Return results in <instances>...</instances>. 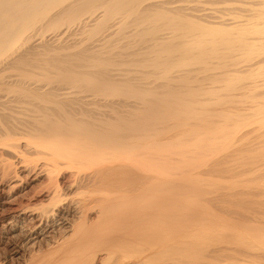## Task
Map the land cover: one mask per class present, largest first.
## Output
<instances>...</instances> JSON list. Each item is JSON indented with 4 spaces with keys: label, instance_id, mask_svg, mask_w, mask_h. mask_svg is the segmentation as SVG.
Returning <instances> with one entry per match:
<instances>
[{
    "label": "bare ground",
    "instance_id": "obj_1",
    "mask_svg": "<svg viewBox=\"0 0 264 264\" xmlns=\"http://www.w3.org/2000/svg\"><path fill=\"white\" fill-rule=\"evenodd\" d=\"M147 1L152 0H0V142H6L15 156L20 151L17 133L30 122H24L25 112L29 113L25 106L26 111L19 107L26 118L19 116L25 119L11 107L6 109L10 99L39 100L43 107L59 111L66 106L79 110L99 101L112 108L114 112H109L118 114L114 118L119 120L110 122L107 115L95 124L85 112L90 106L75 115L66 112L64 120L60 118L63 122L59 114L54 119L59 112L54 109L55 116H49V111L41 120L32 119L26 129L33 134L25 130L24 136H30L35 150L48 152L42 155L53 175L71 168L76 185L80 181L81 186L76 199L67 200L55 182L48 207L31 210L18 203L14 208L18 215L10 217L0 234L19 230L26 240L40 244L49 237L51 218L73 212L62 207L69 202L79 221L62 214L58 222L62 238L48 248H38L29 258L21 256L19 264H264V217L260 216L264 215L259 214L264 206L239 208L258 197L250 195L258 186L246 174L264 173V0L221 1L225 5L219 0H153L145 11L146 15L153 11L147 16L153 22H138L142 33L126 34L136 38L134 47L117 50L130 40L124 34L123 41L118 37L120 45L113 43L126 27L124 18H143L142 5ZM207 2L226 9L219 7L222 11L209 15L212 4L202 9ZM169 6H175L174 13ZM101 7L103 12L98 11ZM95 13L100 17L96 16L94 28L80 31L79 26L90 24ZM118 14L127 16L120 15L124 18L118 23ZM166 28L169 33L162 34ZM145 44H150L151 56L146 52V60H138V69L128 65L130 69L124 70L129 67L117 64L132 61L138 56L137 48ZM150 69L152 73L145 72ZM134 79L155 84L154 91L158 85L161 91L136 86ZM99 108L98 115L102 110L107 113ZM120 108L128 113L121 115ZM125 115L135 123L127 122ZM8 162L2 163L5 168L0 173L10 179L15 165ZM232 162L242 168V180L252 183H247L252 186L247 195L243 193L247 184L241 179V185H246L242 195L227 185L224 188L231 193L212 187L221 183L219 179L213 183L216 177L237 171L228 170ZM234 179L230 186L240 188ZM263 196L257 202L264 201ZM223 202L238 208H227ZM25 213L31 218L23 217Z\"/></svg>",
    "mask_w": 264,
    "mask_h": 264
},
{
    "label": "rangeland",
    "instance_id": "obj_2",
    "mask_svg": "<svg viewBox=\"0 0 264 264\" xmlns=\"http://www.w3.org/2000/svg\"><path fill=\"white\" fill-rule=\"evenodd\" d=\"M150 1V0H149ZM221 1L223 2V0H219L218 2L219 3H221ZM225 1V0H224ZM227 1V0H226ZM247 1V0H246ZM249 1H251V0H249ZM248 1V2H249ZM254 1V0H253ZM155 2V1H154ZM153 2V0L152 1H150V2H145V4H143L142 5V7L144 8L145 7V10L143 9V11L141 10V12L142 13H144V14H142L144 17L142 18H140V16H139V18L138 17H136V16H138V15H136L135 17H134V15H132L133 17H132V19L131 18H129V16H128V19L126 20V18H124V17H126L125 16V14H120V15H122V16H124V17H121L119 14V18H117L116 19V17H118V15H115V19H116V22H121L122 20H119L120 18H124L125 19V21H124V19H123V23H126V27H125V29L124 30H122L121 32H123V33H121V35L118 33V34H116L115 36H114V40H115V38L117 37H119V38H122V41L124 40V37H125V40L127 39V38H132L131 36L133 35V36H135V33H134V31H137V34H141L142 33V27H139L140 25L139 24H141L140 22H142V20H144L145 22H144V24H147V23H152L153 22V20H151V19H147V16H148V18H150V15H148V14H150V12H153V11H150V10H148L147 12H148V14L146 15L145 13V11H146V7L150 4H153L154 3ZM254 2H256V1H254ZM148 3V4H147ZM212 3H210L209 4V2H207V4L205 3V4H203V7H202V9H204V7H205V5H207V6H211L212 7V5H213V8H210L209 7V9H207V7H205L208 11L207 12H209L211 9H213L212 11H210L208 14L210 15V13H212V12H214V11H222L223 10V6L225 5L224 3H221V4H224L223 6H219L220 8L222 7V10L218 7V5H221V4H218V5H216L217 4V2L216 3H214V4H212ZM147 5V6H146ZM149 5V6H150ZM227 6V5H226ZM174 7L175 6H169V8H170V11H172L173 13L175 12V10H174ZM218 7V8H217ZM148 8V7H147ZM168 8V9H169ZM217 8V9H216ZM229 8V7H228ZM172 9V10H171ZM205 9V10H206ZM226 9V7L224 6V10ZM101 11L102 10V12L104 11V9L101 7V8H99L98 9V11ZM223 10V11H224ZM97 11V12H98ZM102 12H98L100 15H102L103 13ZM141 12H139L138 14H141ZM205 13L204 14H206L207 12L206 11H204ZM155 13V12H154ZM192 13V12H191ZM153 13H151V15H152ZM201 14V16L203 17V18H207L206 16H204V14H203V12L201 13H198V12H195V15L196 16H199V15ZM207 14V15H208ZM95 16H94V19H93V21H91L90 22V24L89 23H85V22H83L81 25H83V26H79V27H81L80 28V31H82L83 29L84 30H91L90 29V26L92 25L93 26V28H94V26H95V19H97L98 17H100V16H98V14H94ZM141 15V16H142ZM88 16V15H87ZM96 16H98V17H96ZM86 17V16H85ZM96 17V18H95ZM131 17V16H130ZM200 17V16H199ZM134 18H136V19H134ZM144 18H146V20L144 19ZM149 20H151V21H149ZM130 23V25H132V28L129 26V27H127L128 25H129V23ZM138 22H139V24H138ZM164 22V21H163ZM229 23L230 24V21H226V23ZM231 22H233V21H231ZM92 23V24H91ZM134 23V24H133ZM137 23V24H136ZM143 23V22H142ZM162 23V22H161ZM225 23V24H226ZM229 24H227V25H229ZM231 24H234V22L233 23H231ZM243 24H245V23H240V25H243ZM85 25H86V27H88V28H86L85 27ZM88 25V26H87ZM139 27L138 29L139 30H137V26ZM148 25V24H147ZM237 25V24H236ZM92 26H91V28H92ZM134 26H136V27H134ZM234 26V25H233ZM83 27V28H82ZM232 27V26H231ZM141 28V29H140ZM78 29V28H77ZM130 29V30H129ZM170 29H172V28H170ZM169 29V30H170ZM126 30V31H125ZM131 31H133L132 33V35H131ZM141 31V32H140ZM168 31V28H166V29H164L163 31H162V34H164V33H166ZM170 32H171V30H170ZM130 34L131 36L130 37H128L126 34ZM167 33H169V32H167ZM166 33V34H167ZM124 34L127 36H124ZM136 34V35H137ZM84 37L86 36L85 34L83 35ZM124 36V37H123ZM116 39L115 41L116 42H113L114 44H115V47H116V43H117V46L118 45H120L119 44V42H118V40L120 41V39ZM135 38V37H134ZM134 38L130 41V40H127V42H123V43H121V47L119 46V47H116L117 48V50H130V47H134L133 46V43H132V41L134 42L135 40H136V38H135V40H134ZM138 39V38H137ZM121 42V41H120ZM131 42V43H130ZM114 44H113V46H114ZM122 44H124L125 46L124 47H126V48H124L123 46H122ZM131 44V45H130ZM127 45V46H126ZM144 46H146V47H144ZM150 46V44H148V45H142L140 48H137V49H139V50H136V48H134V51L136 50V52L138 53V56L137 55H135V56H137V58H135V59H133V57H135V56H133L132 57V61H128V63H127V65H126V63H117V64H119V65H121V64H123V65H121L122 67H124V68H126V66H128V65H131V69H138V66H140V65H137V64H139L140 62H138V60L140 61L142 58H143V60H146L144 57L145 56H147V55H145V53L147 52V54H148V47ZM142 48V49H141ZM133 51V50H132ZM145 51V52H144ZM141 53V54H140ZM140 55H141V58H140ZM151 55L150 54H148V56L147 57H150ZM146 57V58H147ZM140 58V59H139ZM149 59V58H148ZM119 59H117V61H118ZM130 62V63H129ZM132 62H135L133 65L131 64ZM152 63V62H151ZM150 63V64H151ZM135 65H137V66H135ZM142 65V64H141ZM149 65V64H148ZM120 66V69L122 68ZM133 66V67H132ZM129 67V66H128ZM150 67L152 68V64L150 65ZM149 66L147 67V69L148 68H150ZM118 69H119V66L117 67ZM130 69V67L129 68H126V69H124V70H129ZM140 69V68H139ZM145 72H150V73H152L153 72V70L152 69H150V70H148V71H146L145 70ZM169 72V71H168ZM167 73V72H166ZM135 80V79H134ZM133 80V82H134V84H136V86H143V87H145V88H147V89H153L152 91H154L155 90V87H153V86H156L155 84H145L143 81H140V80H135L134 81ZM136 82V83H135ZM201 83H203V85L205 84V82H201L200 81V84ZM138 84V85H137ZM140 86V87H141ZM161 87L160 86H158L157 85V88H156V90L157 91H154V92H159V91H161V89H160ZM162 88H165V87H162ZM166 89H169V88H165L164 90L166 91ZM168 91V90H167ZM160 93V92H159ZM11 100V101H10ZM8 102H6V103H10L9 105L10 106H8L7 104H5L6 106H4V107H6V109L8 110V111H10L11 109H13V110H11L12 112L14 111L15 112V114L16 113H18L19 112V114H16V115H20V113H21V115L23 116L24 115V117L26 118V115H28V119L26 118V120H24V122H26L27 120H29L30 122H28L27 121V123H24L23 125H26L27 127L26 128H28V126H30V128H31V122H32V119H34V120H41V119H43L44 118V114H46V116H48L50 113H49V111L51 112V114L49 115V116H51V115H54V114H52V113H55L56 111H59V110H56V108L54 109L53 107L51 108V107H49V108H45V107H43L41 104H38V103H40L39 102V100L37 101L38 103H36V101L34 102V101H32L31 102V100H23V101H21V103H20V100H17V99H15L17 102H13L12 100H14V99H10ZM14 100V101H15ZM24 101H26L25 103H26V105H23V103H24ZM30 101V102H29ZM15 104L16 103V105H13V104ZM18 103V104H17ZM21 105H20V104ZM28 103H32V104H30L31 106L30 107H28L27 108V104ZM36 103V104H35ZM96 103L98 104L99 103V101L97 102L96 101ZM97 104H93V105H85L86 107L85 108H88L89 106L90 107H94V105H97ZM103 105H105V104H102L101 105V102L99 103V105H97V108H99V107H101V109H104V107H103ZM15 106V107H14ZM23 106H25V108H26V110H27V112H29L28 114L25 112V114H24V112L23 111H21V110H19V107H21L20 109H22V110H24V111H26L25 109H24V107ZM29 106V105H28ZM32 106L33 107H35V110H33L34 108H32ZM41 107L42 109H46L45 111H44V113L42 112V109L40 110V108L38 109V107ZM80 106V105H79ZM10 108V110H9V108ZM16 107H18V108H16ZM67 107L69 108V112H68V110H66L67 109ZM77 107H78V105H77ZM81 107V106H80ZM79 107V108H80ZM96 107V106H95ZM103 107V108H102ZM107 106L105 105V108H106ZM51 108V109H50ZM72 107H70V106H66V108H64L63 110H60L57 114L55 113V117H54V119L55 120H57L58 118L60 119V118H63L62 120H64V115H65V113L68 115V114H73V115H75L77 112H81L82 110L83 111H85L86 109L83 107V108H80L79 110H81V111H79L78 109H76V106H74V109L72 108ZM92 108L90 109V108H88L89 110H91V111H88V109L85 111L86 113H88L87 114V116L89 115V116H92L93 117V119L95 120V121H93V122H96L95 124H97V122L98 121H96V120H99V121H102L101 119L103 118H105V116H109L110 118H108V116H107V118L109 119V121L111 122L112 120H110V119H113L114 118V116L115 115H117L118 116V114H116L115 113V115H114V113L113 114H111L112 112H114L113 110H112V108H106V109H104L105 111L104 112H109V111H111L112 110V112L110 113V115L109 114H104L103 113V110L101 111L102 113V116L101 115H98V114H100V111H98V109L97 108H95V109H97V110H95L94 108V110H92ZM127 109L128 108H130V107H126ZM55 110V112H54V110ZM76 109V110H75ZM100 109V108H99ZM100 109V110H101ZM108 109H111V110H108ZM121 109V110H120ZM120 109H118V112L119 111H121V112H119V113H121V115L123 114V113H125V114H127L128 112L127 111H132L133 109L132 108H130V110H124V111H126V112H123V110H122V108H120ZM123 109H125V108H123ZM71 110H74L75 112H70ZM53 111V112H52ZM97 111H98V113H97ZM115 111H117V110H115ZM63 114H62V113ZM92 113V115H90L91 113ZM62 114V116H61V114ZM30 114V115H29ZM36 115V114H38V117H37V115H36V117L34 116V115ZM58 114H59V116L60 117H58ZM97 116V117H95V115ZM103 114H104V117H103ZM113 115V116H112ZM130 115H131V113H130ZM130 115H125V117L127 116L128 118H129V116ZM22 116H19L20 118H22ZM66 116V115H65ZM87 116H84V118L86 119V121H87V119L89 118V117H87ZM100 116V117H99ZM123 116H124V114H123ZM134 117L135 118V116L134 115H131L130 117ZM22 118V119H25V118ZM35 117V118H34ZM41 117V118H40ZM56 117H58L57 119H56ZM126 117V118H127ZM50 118V117H49ZM52 118V117H51ZM106 118V119H107ZM127 118V119H128ZM103 120V121H106L107 122V120ZM118 120V117H115L113 120H114V122L113 123H115V120ZM33 120V121H34ZM61 119H60V121L61 122H63ZM117 120H116V122H117ZM135 121H137L136 120V118L134 119ZM133 119H131V118H129V120H127V122L128 121H130L131 123L132 122H134L135 123V121H134ZM118 122H119V120H118ZM29 123V124H28ZM31 123V124H30ZM99 123V122H98ZM101 123V122H100ZM99 123V124H100ZM25 126H23V128H24ZM24 129V131L22 132V130H21V132H20V134L22 135H20L19 133H17V138H16V142L17 143H19L17 146L19 147V150L21 151H19L20 152V155H19V152L18 153H16L15 154V156H14V153L13 152H11V151H9L8 150V148L5 146L6 144L4 143V144H2L3 142H0V172H2V171H4V166L6 165V163H5V161H9V162H11V163H13V161H14V163H13V165H15V167L14 168H12L11 170L12 171H15V172H12L11 171V173H13V176H12V174H11V176L12 177H14V178H12L11 176H9V177H11L10 179H13V180H10L9 178H3L2 176H3V173H0V205L2 206H0V215H1V218H0V228H2V226H4V227H7V225H8V223L12 220L11 218H14V217H16L18 214L16 213V210H14V208H18L17 206H18V203H22L23 205H25V206H29L30 208H31V210H35V209H37V208H41V207H46L47 205L49 206V204H50V202H51V198H52V191H53V188L52 187H54V183L56 182V183H59V185H60V187H61V196L63 197V198H66L67 200H71V199H76L75 197H76V191H79V188H80V186H81V184H80V181H78V185H76L77 184V182H76V178L75 177H73L75 174V171H73V170H71V168H62L63 169V171H62V169L59 171V173L58 174H54L53 175V169H52V167L51 168H49L50 167V164L45 160L46 159V157H44V155H42V154H45L46 153V151H45V153H42V151H44V150H41L40 151V149L39 150H35L34 149V146L33 145H31V143H30V136L28 137V136H24V133H26L25 132V130L28 132V131H30V132H32V134H33V131H31V129L29 128L28 130L27 129ZM29 135H31L30 133H28ZM27 134V135H28ZM20 135V136H19ZM25 138H24V137ZM19 137H21V138H19ZM22 137H23V139H22ZM26 137H27V139H26ZM29 138V139H28ZM25 139V140H24ZM22 141V142H21ZM15 142V141H14ZM15 142V143H16ZM127 142H134V141H127ZM14 143V144H15ZM2 146H5V147H2ZM32 146V147H31ZM4 148V149H3ZM5 149H7V150H5ZM262 150H264V149H262ZM32 151H33V154H32ZM35 152L37 153V154H35ZM13 155H12V154ZM48 153V152H47ZM46 153V154H47ZM3 154V155H2ZM29 154V155H28ZM45 154V155H46ZM11 155L13 156V157H15V158H13V157H11ZM16 155H17V157H16ZM31 155V156H30ZM33 155V156H32ZM35 155V156H34ZM37 156V157H36ZM5 157V158H4ZM6 158H7V160H6ZM20 158V159H19ZM45 158V159H44ZM41 159H43V160H41ZM16 161V162H15ZM8 162V163H9ZM23 162V163H22ZM31 162V163H30ZM5 164L4 166H1V165H3V164ZM46 163V164H45ZM235 163H237V162H235ZM10 164V163H9ZM35 164V165H34ZM230 164H232V165H230ZM229 165L232 167L231 169L229 168L228 170H230V171H234V170H237V171H235V172H233V174H236V175H233V174H231L229 171H227L229 174H231L232 175V177H234L233 179H234V181L236 182L235 184H237V185H239L240 186V188H238V189H235L236 187H231L230 186V184H234L233 183V179H232V177H230V175L227 173V172H225V173H223V174H221V175H223V177L224 176H226V173H227V178H228V176L231 178V180H232V182H230L229 180L230 179H227V178H224V180H223V177L222 176H218V177H216V179L213 181V183L214 184H216V182H218V179H219V181H221V183H218L219 185H213L212 187H214V188H216V190H218L219 192H224V193H227L228 191V193H231L230 192V190H232V189H234V190H232V191H234V194H238V192H240L239 194L240 195H242V190L244 189L245 190V188L246 187H244L243 188V186H246V185H241V182L242 183H245V184H249V183H251V182H254V181H256V183H257V185H256V183H253V188H255V185L256 186H258V187H256L255 189H251V187L250 186H248V184H247V187L248 188H246L247 190H245L243 193L245 194V195H247V194H249L248 192H251V190L253 191V192H251V194L250 195H252L253 194V196H261V195H264V177H263V175H264V173H256V175H257V177H255L256 175H254L255 173H252V175H249V174H251V173H248V174H246V176H248V178H250V179H248V180H250L249 182H247V181H245V180H247V179H243L242 180V177L240 176V175H242V174H240V169H242V168H240L239 166L240 165H238L239 163H237V164H235L237 167H234L233 166V164H234V162H232V163H230ZM19 165H21V167L19 166ZM28 165V166H27ZM2 167H4L3 168V170L1 169ZM227 167H228V165H227ZM226 166H225V168H227ZM242 167V166H241ZM14 169V170H13ZM71 170V171H70ZM52 171V172H51ZM74 173H73V172ZM237 172H238V175H237ZM14 173H16L15 175H14ZM16 175H17V177H16ZM52 175V176H51ZM244 175V174H243ZM242 175V176H243ZM259 175V176H258ZM56 176V177H55ZM59 176V177H58ZM72 176V177H71ZM252 177V179H251V177ZM241 177V178H240ZM1 178H3V180L1 179ZM26 178V179H25ZM56 178V180L54 181V179ZM75 178V179H74ZM243 178H245V176H243ZM260 179L261 180V182L263 183V186H262V183L260 182V180H258V179ZM242 181H241V180ZM263 179V180H262ZM52 180L54 181V182H52ZM21 181V182H20ZM260 182L261 183V185H260V183H258V182ZM51 182V183H50ZM225 182V184H223ZM22 183V185L20 186L19 184H21ZM56 183H55V185H56ZM74 185H73V184ZM229 184V185H228ZM252 184V183H251ZM255 184V185H254ZM259 184V185H258ZM19 185V186H18ZM223 187H222V186ZM228 186V188L230 189H226V188H224L225 186ZM236 185V186H237ZM13 186H15V188L13 187ZM76 186V187H75ZM78 186V187H77ZM83 186V185H82ZM219 186V189L217 188ZM226 186V187H227ZM230 186V187H229ZM239 186H237V187H239ZM260 186H261V189L259 190H257V188H260ZM18 187V188H17ZM14 188V189H13ZM17 188V189H16ZM21 188V189H20ZM71 188V189H70ZM78 188V189H77ZM225 190H224V189ZM243 188V189H242ZM250 188V189H249ZM241 189V190H240ZM262 190V191H261ZM8 191V192H7ZM226 191V192H225ZM238 191V192H237ZM247 191V192H246ZM255 191H260L259 193H257V192H255ZM11 192V193H10ZM254 193H256V194H254ZM263 193V194H262ZM75 194V195H74ZM26 195V196H25ZM68 197H67V196ZM252 196V197H253ZM258 197H256V198H258ZM69 198V199H68ZM255 197L251 200V201H249L248 202V204L250 203H253L251 206L249 205L248 206V204L247 203H241L240 204V207L239 208H245V211H246V208H248L249 209V207H253V205H254V207H260L261 209H262V207L264 206V205H262V204H264V201L262 200L261 201V198H260V201L259 202H257L258 201V199H256ZM263 198H264V196H263ZM262 198V199H263ZM10 199V200H9ZM19 199V200H18ZM254 199H256V200H254ZM8 200H9V202H8ZM12 200V201H11ZM17 201V203L16 202H13V201ZM254 200V201H253ZM5 201V202H4ZM11 201V202H10ZM256 201V202H255ZM3 202V203H2ZM13 202V203H12ZM9 203H12V205L11 204H9ZM17 205H16V204ZM254 203H257V204H254ZM261 203V204H260ZM3 204V205H2ZM68 204V205H67ZM226 203L225 202H223V205L225 206V207H227V208H233V207H235V206H237V204L236 205H231L232 207H230L229 205V202H227V204H229V205H225ZM259 204V205H258ZM243 205V206H242ZM244 205H247V207H245ZM255 205H258V206H255ZM47 206V207H48ZM64 206V208L66 207V208H70V209H72V211L73 212H71V213H69L68 215H70V216H68V215H64V213L62 212L60 215H58V216H56L55 218H51V220H50V223H49V226H51V227H49L50 228V230H51V232H50V234H49V237L48 238H45V240H43V242L41 241V242H39L40 244H38V243H35L34 241H32V239H25V237H24V235L23 234H21L20 233V231L18 230V231H16V232H14V233H10V235H9V233L6 235V234H0V262H3V261H6L8 264H12L13 262V264H19V263H21V260H22V257H23V255L25 256V258L27 257V258H29V256H30V254L31 253H33V252H37L38 251V248L39 249H41V247L42 248H48V247H50V245L52 246V245H54L57 241H59L61 238H62V236H63V229H62V225L60 224V223H58L59 222V220L60 219H62L63 217H60L62 214V216H64V218H66L65 216H68L69 217V219L70 220H72V222H77V220L79 219L77 216V213L75 212L74 213V209H73V205L69 202V203H66V204H64V205H62V207ZM69 206V207H68ZM8 209H7V208ZM12 207V208H11ZM72 207V208H71ZM4 208V209H3ZM65 208V209H66ZM237 208H238V206H237ZM5 209H7V214H9V215H7L6 214V212L4 211ZM10 209V211L8 212V210ZM12 209V210H11ZM3 210V211H2ZM236 211V212H240V209L237 211L236 209H233V211ZM243 210V209H242ZM241 210V211H242ZM12 211H13V213H12ZM261 211H263L264 212V209H262ZM260 211V212H261ZM263 212H261V213H259V214H263L264 215V213ZM32 212H30L29 214L30 215H32L31 214ZM12 214V215H11ZM15 214V215H14ZM28 213H25V216H23V217H25V218H31L30 217V215H29ZM11 215V216H10ZM75 215H77V216H75ZM14 216V217H13ZM261 217H264V216H262V215H260ZM11 217V218H10ZM33 218V217H32ZM58 220V221H56V220ZM55 220V221H54ZM79 221V220H78ZM53 222V223H52ZM54 222H56V223H54ZM74 222V223H75ZM2 223V224H1ZM4 223V224H3ZM6 224V225H5ZM32 224H34L33 222H32ZM55 226V227H54ZM54 227V228H53ZM53 228V229H52ZM55 231V232H54ZM1 233V232H0ZM20 235V236H19ZM11 236H13V238H11ZM16 236H19V237H16ZM24 238H22V237ZM8 238V239H7ZM16 238V239H15ZM11 239H13V240H11ZM57 240V241H56ZM4 241V242H3ZM6 241V242H5ZM11 241H13L12 243H11ZM9 242V243H8ZM15 242V243H14ZM34 242V243H33ZM21 244V245H20ZM47 244V245H46ZM40 245V246H39ZM43 245V246H42ZM22 246V247H21ZM47 246V247H46ZM14 248V249H13ZM17 248V249H16ZM20 248V249H19ZM21 248H24V249H21ZM13 250V251H12ZM22 250V251H21ZM37 250V251H36ZM17 251H21L20 252V254H18V253H16ZM22 256V257H21ZM20 257V258H19ZM24 258V257H23ZM18 260V261H17Z\"/></svg>",
    "mask_w": 264,
    "mask_h": 264
}]
</instances>
